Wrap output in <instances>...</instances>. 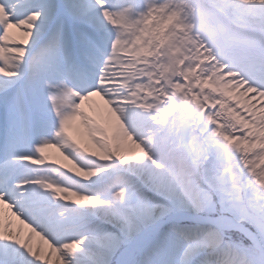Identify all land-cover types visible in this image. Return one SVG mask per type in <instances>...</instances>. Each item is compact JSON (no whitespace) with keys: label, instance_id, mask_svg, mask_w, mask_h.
<instances>
[{"label":"snow or ice","instance_id":"1","mask_svg":"<svg viewBox=\"0 0 264 264\" xmlns=\"http://www.w3.org/2000/svg\"><path fill=\"white\" fill-rule=\"evenodd\" d=\"M0 264H264V0H0Z\"/></svg>","mask_w":264,"mask_h":264},{"label":"bare ground","instance_id":"2","mask_svg":"<svg viewBox=\"0 0 264 264\" xmlns=\"http://www.w3.org/2000/svg\"><path fill=\"white\" fill-rule=\"evenodd\" d=\"M55 151L54 150H50V155L52 156V154L54 153ZM26 231V230H25ZM38 241L34 238V241L33 243H37ZM45 248L47 247L46 245L44 246Z\"/></svg>","mask_w":264,"mask_h":264},{"label":"rangeland","instance_id":"3","mask_svg":"<svg viewBox=\"0 0 264 264\" xmlns=\"http://www.w3.org/2000/svg\"><path fill=\"white\" fill-rule=\"evenodd\" d=\"M49 155H50V150H49ZM50 156H51V155H50ZM52 156L58 158V155H57V153H55V152L52 154ZM62 162H63V161H62Z\"/></svg>","mask_w":264,"mask_h":264}]
</instances>
